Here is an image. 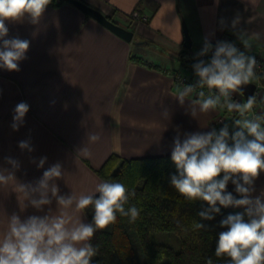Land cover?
Here are the masks:
<instances>
[{
    "label": "crops",
    "instance_id": "0c3cea01",
    "mask_svg": "<svg viewBox=\"0 0 264 264\" xmlns=\"http://www.w3.org/2000/svg\"><path fill=\"white\" fill-rule=\"evenodd\" d=\"M80 1L131 30V40L66 0L51 2L38 23L27 19L8 23L7 38L27 39L30 48L19 62L20 71L0 69V166L10 167L6 157L21 162L16 181L0 186V240L13 213L21 219L48 213L49 206L43 211L24 208L25 197L16 185L34 184L50 165L60 162L65 170L56 181L60 194L78 197L94 193L102 181L95 170L110 154L123 158L171 154L177 126L181 135L214 128L218 108L197 110L193 118L188 110L199 97L190 94L184 105L176 99L181 87L173 76L183 69L177 59L184 49L183 24L191 40L189 49L203 46L206 38L211 43L228 37L239 40L235 33L240 30L246 32L251 49L264 47V0ZM132 12L147 18L133 19ZM236 17L240 22L233 29ZM20 102H26L29 111L25 124L13 131L14 108ZM90 134L100 139L92 142ZM23 140H30L35 151H21L18 143ZM83 148L89 156L82 154ZM42 156L47 157L44 168L30 162ZM254 188L253 198L264 194V173ZM227 191L240 198L231 181ZM50 207V214L57 215L55 201ZM72 215L88 223L83 213Z\"/></svg>",
    "mask_w": 264,
    "mask_h": 264
},
{
    "label": "clouds",
    "instance_id": "9594fccd",
    "mask_svg": "<svg viewBox=\"0 0 264 264\" xmlns=\"http://www.w3.org/2000/svg\"><path fill=\"white\" fill-rule=\"evenodd\" d=\"M50 3L51 0H0V69L20 71L19 62L27 58L30 48L27 39L7 38L8 23L25 19L38 23ZM239 22V17L233 20V29ZM235 34L244 48L249 49L246 32L240 30ZM209 53L210 60L199 59ZM197 58L198 62L193 65L199 78L197 84L183 85L177 90L176 99L184 105L185 98L197 88L207 87L208 95L199 91V98L191 101L188 111L193 118L197 110L207 113L226 108L229 113H238L241 119L234 120L238 130L231 135L227 125L219 131L213 128L208 132L182 135L177 126L171 150L177 174L170 176V183L186 200L206 202L208 207L197 213L199 221L213 220L221 207H243V213L229 214L220 221L219 226L227 230L218 234L215 256L226 258L225 264H264V194L253 198L255 181L264 173V112L251 118L246 116L257 104L255 95L244 103L233 99V93L242 94L243 86L256 78L257 61L232 42L217 41L213 45L207 38ZM213 89L215 93L211 92ZM28 111L26 102L15 106L10 125L13 131H19L25 124ZM88 139L95 142L100 137L90 134ZM18 147L28 153L35 151L30 140L20 141ZM80 151L85 156L90 155L87 148ZM30 162L44 168L47 157L32 158ZM5 163L10 167L0 166V186L16 181L15 172L21 167V162L12 157H6ZM64 171L63 165L56 162L44 170L34 184L17 183L16 187L25 197L24 208L31 206L43 211L49 206V211L25 219L15 213L9 217L8 228L0 240V264H91L97 254V248L91 243L97 231L115 224L117 214L127 217L130 223L139 218L141 210L135 205L125 207L135 192H129L120 182L102 180L96 184L94 193L78 197L73 193L61 195L56 181L63 178ZM221 174L222 179H218ZM229 181L240 198L227 191ZM53 201L59 209L57 215L50 214ZM89 207L92 209L90 223L72 215V212L83 213ZM199 221L194 223V228L205 230L206 225ZM206 264L214 262L208 258Z\"/></svg>",
    "mask_w": 264,
    "mask_h": 264
},
{
    "label": "trees",
    "instance_id": "16d2710c",
    "mask_svg": "<svg viewBox=\"0 0 264 264\" xmlns=\"http://www.w3.org/2000/svg\"><path fill=\"white\" fill-rule=\"evenodd\" d=\"M64 1L51 0L53 5ZM190 51L191 49H182L177 54V59L181 67L194 73L195 63L189 57ZM135 60L142 62L137 57ZM259 106L261 113L264 112L261 100ZM236 119L238 117L231 115L226 120L215 123L214 128L219 131L227 125L231 135L238 130L234 125ZM95 171L102 180L123 183L129 192H135V196L130 197L129 204L125 207L135 205L141 211L134 223L117 214L115 224L95 233L91 243L97 248V254L92 258L91 264H206L208 258L214 264H225L226 258L215 256L218 234L227 230L219 224L229 214L236 212L232 208L221 207L220 213L213 220L199 221L197 213L208 205L199 200H186L171 186L170 176L177 174L171 154L123 158L112 153ZM222 176L223 174L220 177ZM98 195L96 194L97 197ZM83 214L90 223L91 207ZM198 221L206 225L205 230L194 228V223ZM164 233L175 235L177 245L170 246L153 238V234Z\"/></svg>",
    "mask_w": 264,
    "mask_h": 264
},
{
    "label": "built area",
    "instance_id": "2783aa9c",
    "mask_svg": "<svg viewBox=\"0 0 264 264\" xmlns=\"http://www.w3.org/2000/svg\"><path fill=\"white\" fill-rule=\"evenodd\" d=\"M131 18L133 19H137L139 21H144L146 20V16L139 14L138 12H132L130 14ZM224 41H228V42H232L236 45V47L242 51L245 52L246 55L249 56H254L256 61H257V65L256 68L254 69V71L256 72V78L252 81L255 85L254 87V91H253V95L256 96L257 98V104L254 106L253 110L249 113H246V116L248 118L253 117L256 114L255 111V107L259 104V99L261 98L262 95H264V47L258 49V50H254V49H245L243 44L241 42H239V40L234 39V38H226V40ZM213 45H215L216 43H212ZM203 46L197 48L195 50V59L196 61H198L197 58V53L200 52L202 50ZM211 58V53H209L207 56L205 57H200L199 59H204L205 61L210 60ZM187 75V70L186 69H181L180 71L176 72L173 76L175 83L178 84L179 87H183V85H196L197 81H198V77L196 79L190 78L187 80L186 78ZM195 77V76H194ZM199 88L196 89L195 92L192 93L193 96H198L199 93ZM242 95V94H241ZM239 102H245L244 98L242 96V98H239ZM238 115V119H239V114ZM221 118V117H219ZM218 118V120H220ZM217 119V117H216ZM217 120H215L216 123Z\"/></svg>",
    "mask_w": 264,
    "mask_h": 264
},
{
    "label": "water",
    "instance_id": "95a60500",
    "mask_svg": "<svg viewBox=\"0 0 264 264\" xmlns=\"http://www.w3.org/2000/svg\"><path fill=\"white\" fill-rule=\"evenodd\" d=\"M66 1H68L69 3H71L72 5L77 7L79 10H81L87 16L98 21L102 26H104L105 28H107L108 30L113 32L114 34L118 35L122 39H124L126 41L131 40V38H132V31L131 30H129L126 27H123V26L117 24L116 22L110 20L107 16L102 14L97 9L87 5L86 3H84L80 0H66ZM183 32H184L183 46H184V48L189 49L191 47V40H190L188 30L184 24H183ZM254 87H255V85L253 82H251L248 85L243 86L242 96H243L245 102L249 96L253 95Z\"/></svg>",
    "mask_w": 264,
    "mask_h": 264
},
{
    "label": "rangeland",
    "instance_id": "374dc122",
    "mask_svg": "<svg viewBox=\"0 0 264 264\" xmlns=\"http://www.w3.org/2000/svg\"><path fill=\"white\" fill-rule=\"evenodd\" d=\"M239 42H240V41H239ZM194 43H197V40H196L195 38H194ZM197 48H199V47H195V48H193V49L191 48L190 55H189L190 59H191L194 63L198 62V61H196V59H195V50H196ZM178 53H179V52H178ZM178 53H177V54H178ZM183 69H186V70H187V75H186L187 80L190 79V78H193V79H196V78H197L196 75H195L194 73L190 72V70H188L187 68H183ZM194 76H195V77H194ZM198 79H199V78H198ZM199 90H200V91H204L206 95H208L209 92H210V90L207 89V87H205V88H203V89H200V88H199ZM211 92H212V93H215L216 90L213 89V90H211ZM239 98H242L241 93H233V99H234V100H236V101L239 102ZM261 98H264V95H262ZM261 98H260L259 100H261ZM241 103H243V102H241ZM255 111H256V114H257V115L261 114V110H260V106H259V104L255 107ZM237 114H238V113H235V112L229 113V112L227 111L226 108H225V109L218 108V114H217V116H216L217 119H215V120H217L216 123H219V122H221V121H223V120H226V119L229 118L231 115H235L236 117H238ZM219 117H221V118H219ZM218 118H219L220 120H218ZM239 119H241L240 115H239ZM174 236H175V235H173V234H166V233H164V234H153V238H154L156 241H158V242H165V243H168L170 246H175V245H177V241H176V239H175L176 237H174Z\"/></svg>",
    "mask_w": 264,
    "mask_h": 264
}]
</instances>
